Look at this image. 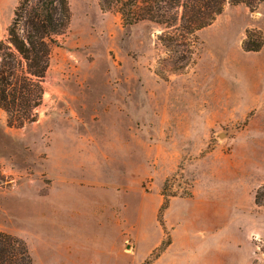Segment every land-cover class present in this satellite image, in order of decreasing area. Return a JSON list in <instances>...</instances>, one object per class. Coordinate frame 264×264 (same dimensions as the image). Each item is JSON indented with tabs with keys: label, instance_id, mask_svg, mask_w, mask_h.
<instances>
[{
	"label": "rangeland",
	"instance_id": "374dc122",
	"mask_svg": "<svg viewBox=\"0 0 264 264\" xmlns=\"http://www.w3.org/2000/svg\"><path fill=\"white\" fill-rule=\"evenodd\" d=\"M69 4L34 121L0 107V232L33 264H264V46L243 49L264 3L226 5L190 57L173 29Z\"/></svg>",
	"mask_w": 264,
	"mask_h": 264
},
{
	"label": "trees",
	"instance_id": "16d2710c",
	"mask_svg": "<svg viewBox=\"0 0 264 264\" xmlns=\"http://www.w3.org/2000/svg\"><path fill=\"white\" fill-rule=\"evenodd\" d=\"M34 1H20L8 29V43H0V107L8 116L9 126L22 127L34 121L32 110L41 104V81L49 68L54 38L65 33L71 20L69 0ZM263 3L264 0H101V7L106 11L117 7L126 25L151 21L173 29L167 40L161 41L164 45L187 42L190 57L196 34L210 27L226 5L243 4L254 11ZM254 36L258 38L256 42L251 41ZM263 46L261 32L247 33L245 51L258 52ZM254 200L258 207L264 206V185L256 191ZM167 205L165 199L161 211ZM0 264H33L27 243L0 232Z\"/></svg>",
	"mask_w": 264,
	"mask_h": 264
},
{
	"label": "water",
	"instance_id": "95a60500",
	"mask_svg": "<svg viewBox=\"0 0 264 264\" xmlns=\"http://www.w3.org/2000/svg\"><path fill=\"white\" fill-rule=\"evenodd\" d=\"M222 136V135H221Z\"/></svg>",
	"mask_w": 264,
	"mask_h": 264
}]
</instances>
